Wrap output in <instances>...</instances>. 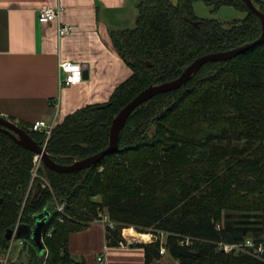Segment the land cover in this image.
<instances>
[{
    "label": "trees",
    "instance_id": "obj_1",
    "mask_svg": "<svg viewBox=\"0 0 264 264\" xmlns=\"http://www.w3.org/2000/svg\"><path fill=\"white\" fill-rule=\"evenodd\" d=\"M129 1L134 26L110 37L130 76L106 103L58 121L45 147L57 164L106 149L112 119L142 90L178 78L200 56L250 44L262 31L243 0H205L215 10L245 12L228 24L196 17L197 0ZM251 1L264 14V0ZM18 126L42 146L43 133ZM33 156L0 132V257L9 232L23 241L27 255L26 262L7 264H86L69 254L68 238L103 209L115 224L105 229L108 247L125 241L121 232L127 227L157 238L129 245L143 250L144 264H161L162 235L175 262L169 264H264V43L229 61L208 62L181 88L140 105L120 130L117 151L99 163L65 174L42 167L39 174L53 192L32 181ZM58 205H64L63 214ZM44 213L49 217L39 249L30 233ZM247 239L263 245L260 257L217 249Z\"/></svg>",
    "mask_w": 264,
    "mask_h": 264
},
{
    "label": "crops",
    "instance_id": "obj_2",
    "mask_svg": "<svg viewBox=\"0 0 264 264\" xmlns=\"http://www.w3.org/2000/svg\"><path fill=\"white\" fill-rule=\"evenodd\" d=\"M57 5L63 8L61 22L74 27L61 40L55 22L37 19L40 8ZM135 16L129 0H0V116L32 124L50 120L56 110L62 120L79 108L106 103L131 73L110 35L132 29ZM59 62L82 66L83 80L60 89ZM67 249L86 264H144L141 248L108 247L98 222L72 233Z\"/></svg>",
    "mask_w": 264,
    "mask_h": 264
},
{
    "label": "water",
    "instance_id": "obj_3",
    "mask_svg": "<svg viewBox=\"0 0 264 264\" xmlns=\"http://www.w3.org/2000/svg\"><path fill=\"white\" fill-rule=\"evenodd\" d=\"M248 9L257 16L260 20L262 31L260 37L254 42L247 44L245 46L237 47L228 51L214 52L206 54L196 58L185 70L179 75L178 78L165 82L159 85H151L148 88L139 92L130 102H128L112 119L110 130H109V143L106 149L103 151L87 157L83 160H73L72 165L65 166L60 165L52 161L47 152L36 143L23 128L19 127L18 124L14 123L11 120H8L0 116V132L8 135L11 140L25 149L29 150L33 154L41 156L43 165L48 168L50 171L55 173H71L75 171H80L87 169L97 163H99L104 157L114 154L118 148V138L119 133L122 127L125 124V121L129 115L137 109L140 105L147 102L149 99L153 98L158 94H164L170 91L179 89L181 86L185 85L187 81L193 76V74L204 64L208 62H226L240 53L248 50L249 48L264 43V14H262L252 3L251 0H243ZM49 215L46 213L41 214L35 217V227L30 233L32 240L39 247L43 248L42 244V229L48 220ZM13 232H9L6 236L7 240H10ZM23 235L18 236L17 238H22Z\"/></svg>",
    "mask_w": 264,
    "mask_h": 264
},
{
    "label": "built area",
    "instance_id": "obj_4",
    "mask_svg": "<svg viewBox=\"0 0 264 264\" xmlns=\"http://www.w3.org/2000/svg\"><path fill=\"white\" fill-rule=\"evenodd\" d=\"M63 12V8L60 5H57L56 7H43L38 10V16L37 19L42 24H47L51 22H55L57 24V38L58 40H61L63 37L69 35L74 27L71 24H63L61 22V15ZM83 68L79 64H75L72 62H59L58 64V86L59 88L67 87L75 83H79L83 80ZM54 107H58V103L53 104ZM59 118L57 114V110L54 112L50 120H37L34 121L32 124H30V127L28 130L36 133H43L45 135L44 141L45 143L49 139V136L51 134V131L53 130L54 126L58 123ZM44 143V144H45ZM40 155L34 154L33 156V164L39 165L40 163ZM32 181L36 177V169L32 173ZM43 188V187H42ZM64 205H58L56 211L63 214L64 211ZM59 222L63 221V216H60L58 218ZM95 222L101 223L105 229L109 228L112 229L114 227V222H112L108 215L103 212H99L97 215V219H95ZM134 229H131L133 231ZM126 230H122V236L125 241L128 239L134 240V236L126 235ZM49 235V234H48ZM149 236H152L153 239H149L148 242H155L156 237H154L151 234H148ZM14 237V236H12ZM163 237V235H162ZM13 239V238H12ZM162 239V238H161ZM188 243V239L186 240V244ZM125 245L124 242H119L118 246L123 247ZM218 251L224 252L225 254H251L256 257H260V255L263 253V245L261 243H254L251 240H246L243 243H237V244H229V243H219L217 247ZM160 255L166 254V248H165V242L162 239L161 240V246H160ZM98 262L102 261V257L97 258Z\"/></svg>",
    "mask_w": 264,
    "mask_h": 264
},
{
    "label": "rangeland",
    "instance_id": "obj_5",
    "mask_svg": "<svg viewBox=\"0 0 264 264\" xmlns=\"http://www.w3.org/2000/svg\"><path fill=\"white\" fill-rule=\"evenodd\" d=\"M170 1L173 4L177 3V0H170ZM193 11H194L195 16L200 18V19H213V20H218V21L225 23V24H228L229 22H232L235 20L243 19L245 16V12L238 11V10L234 9L233 7H229V6H221L220 8L215 10L213 8V6H208L206 4L205 0H197L193 5ZM168 82H170V81H168ZM14 123L18 124L17 122H14ZM27 127L29 128L30 124H28ZM44 143H45V141H44ZM44 143L42 144V146L41 145L40 146L45 150L47 142L45 144ZM70 165H72V163ZM65 166H69V165H65ZM42 167H45L42 163V160L40 159L39 165H34L33 164V157H32L31 176H32L33 171L36 169V177L34 180L37 179L40 182L41 187H43L44 189H48L49 191L53 192L52 186H51L48 178L39 174ZM32 178H33V176H32ZM31 185H32V182L29 183V188L31 187ZM25 199H26V197H25ZM99 199H100L99 196L93 198L94 201H98ZM102 211H103V213H106L108 215L106 209H103ZM93 222H95V220ZM24 228H25L24 225L19 226V230H21V229L25 230ZM124 229L126 230V232H125L126 235H130V236L135 237L134 240L128 239L127 241H124V243H125L124 246H129L130 244H136V243H149L148 240L153 239V237L149 236L148 234H139L136 232V230L131 231V229H134L132 227H127ZM17 234H18V236H20L19 232ZM13 236H14V234H13ZM12 238L9 241L8 249H7L6 253L0 257V264H7L9 261H13V262H17V261L26 262L27 261V255H26V252L24 250L25 248H24L23 241L15 240V237H12ZM162 239L164 240L165 238L162 237ZM160 256H161V260H160L161 264L175 263L168 256V254H164V255H160Z\"/></svg>",
    "mask_w": 264,
    "mask_h": 264
}]
</instances>
